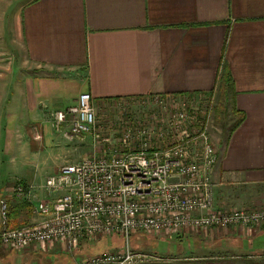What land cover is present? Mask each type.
I'll use <instances>...</instances> for the list:
<instances>
[{"label": "crops", "instance_id": "obj_1", "mask_svg": "<svg viewBox=\"0 0 264 264\" xmlns=\"http://www.w3.org/2000/svg\"><path fill=\"white\" fill-rule=\"evenodd\" d=\"M86 92L98 102L222 94L217 111L228 135L211 137L215 206L260 205L249 201L264 187V0H0V198L7 177L22 176L24 152L39 158L56 148L51 112ZM25 177L32 191L43 188L36 170ZM239 185L243 192L228 188ZM38 195L48 199L31 192ZM22 201L10 199L13 227L23 225L14 213ZM213 229L180 232L191 236L190 254L145 264H264V224ZM103 238H82L74 255L61 242L48 250L0 242V264H77L123 249V236H110L108 247ZM212 249L223 254L191 255Z\"/></svg>", "mask_w": 264, "mask_h": 264}, {"label": "built area", "instance_id": "obj_2", "mask_svg": "<svg viewBox=\"0 0 264 264\" xmlns=\"http://www.w3.org/2000/svg\"><path fill=\"white\" fill-rule=\"evenodd\" d=\"M185 106L170 116L174 131L188 126ZM50 117L56 132L84 140L96 125L92 95L80 94L75 104L53 110ZM210 117L208 111L199 131L164 147L153 146L152 140L162 136L153 125L129 127L125 140L138 142L139 150L110 149L102 157L61 166L44 180L48 199L35 204L41 218L14 228L10 227V197L32 202L33 186L18 181L13 194L0 198V242L17 249L61 242L70 249L82 238L117 234L126 241L122 250L106 251L77 264H145L158 257L134 250L129 243L133 234L261 225L264 205L255 210L215 206L213 170L218 155Z\"/></svg>", "mask_w": 264, "mask_h": 264}, {"label": "rangeland", "instance_id": "obj_3", "mask_svg": "<svg viewBox=\"0 0 264 264\" xmlns=\"http://www.w3.org/2000/svg\"><path fill=\"white\" fill-rule=\"evenodd\" d=\"M219 95V94H218ZM223 96L220 94L219 96L204 97L197 98L193 95L181 96V97H114V98H106L102 101L98 102L93 99V106L95 108L96 113V125L91 133H89L84 140L80 139H69L64 136L63 133L55 132V137L58 139L56 143V148L54 147L49 154H39V158L32 156L29 152L23 154V165L22 170L23 174L20 177L18 176H9L4 182V188L6 189L2 192V196H8L13 194L14 187L16 183L25 182L27 173L32 172V170H36L38 172L39 182L46 179L49 175L57 172L61 166L75 163L81 161L83 159H88L91 157H102L106 155L110 149L116 150L119 152H129L139 150V143L136 141H127L125 140V132L129 127L136 126H148L153 125L155 132L157 134H162V136L158 139H153V146L164 147L174 142H177L181 138L185 137L188 134H194L200 130L203 116L208 111L211 113L210 117V133L211 137L215 141V136L222 134L223 138L228 135V132L224 133L220 127V111L224 106ZM183 104L187 105L184 108L188 111L189 114V123L187 127L179 128L174 131L169 126L170 116L176 110L180 109ZM218 109V111H217ZM219 116V117H218ZM239 118V117H236ZM225 129V128H224ZM223 132V133H222ZM35 137L37 133H34ZM33 135V136H34ZM222 138V137H221ZM198 150V146L192 147V153H195ZM33 157V158H32ZM15 177L20 178V180ZM44 179V180H45ZM233 186V185H232ZM228 186L232 192L239 190V192H243V188L246 187H232ZM254 192V196L249 201L250 203H259L260 205L253 207L250 210H255L262 205H264V187L259 188ZM32 192H44L42 187L36 188ZM252 192V191H251ZM263 194V195H261ZM1 196V197H2ZM14 198V197H10ZM44 199L41 195L34 196L32 198V202L22 201L25 203L24 205H20L14 213L16 217L23 216V219L20 220L21 224L26 222H30L35 218V204L36 202ZM29 202V203H28ZM15 208V209H16ZM219 209H224V206H219ZM226 208V209H233ZM238 208V207H235ZM25 219V220H24ZM261 224H264L261 223ZM17 226V227H21ZM10 227L11 222H10ZM14 227V228H17ZM213 228H221L225 229V227H213ZM213 228L206 229H193L187 228L182 232L195 233L198 231L207 232V234H212ZM215 230V229H213ZM180 232H162L159 234H147V233H137L133 234L130 237V246L137 251H141L147 254H152L158 257L157 254L161 255H182V254H190L192 250L186 249L191 246V236L179 237L178 234ZM190 235V234H189ZM110 236H104L103 240L98 242L99 245H103V247H108L112 242ZM139 237V238H138ZM101 238V237H100ZM92 240V239H91ZM210 240H213L210 238ZM96 241V240H93ZM49 243L44 244L42 247L37 245L38 250H48L52 249L55 244ZM191 243V244H190ZM62 244V243H60ZM97 244V243H96ZM121 245L123 248L126 246L125 238H122ZM183 249L181 248V246ZM215 245V242H211L208 244V249H211ZM62 247V251L67 252L68 254L74 255L76 251L80 249V243L75 246V248H67L63 244L60 245ZM180 246V248H178ZM102 247V246H101ZM185 248V249H184ZM199 251L192 253L191 255L197 254H205L212 255L217 251ZM94 253L100 252L99 250H93ZM98 251V252H96ZM218 255H222L223 253L219 250ZM156 258L152 259L155 260Z\"/></svg>", "mask_w": 264, "mask_h": 264}, {"label": "trees", "instance_id": "obj_4", "mask_svg": "<svg viewBox=\"0 0 264 264\" xmlns=\"http://www.w3.org/2000/svg\"><path fill=\"white\" fill-rule=\"evenodd\" d=\"M242 119H243V115L242 116H239L237 123H239Z\"/></svg>", "mask_w": 264, "mask_h": 264}]
</instances>
